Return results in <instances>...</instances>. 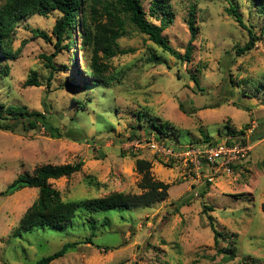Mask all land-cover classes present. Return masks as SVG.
<instances>
[{
	"label": "rangeland",
	"instance_id": "1",
	"mask_svg": "<svg viewBox=\"0 0 264 264\" xmlns=\"http://www.w3.org/2000/svg\"><path fill=\"white\" fill-rule=\"evenodd\" d=\"M229 3L238 7L246 26L264 28L251 0H171L172 22L163 35L181 55L190 38L189 6H194L197 33L189 60L162 52L130 29L118 40L119 48L129 52L106 60L107 72L117 79L85 91L68 82L90 79L82 66L89 54L79 37L74 48L55 52L51 29L60 14L29 15L20 22L12 42L15 57L0 62V104L42 111L54 117L63 133L76 128L84 136L51 138L43 128L0 129V264H34L72 241L79 244L49 264H264V137L248 141L245 157L234 161L229 172L224 167L215 172L204 163L195 168L189 157L168 153L203 148L209 145L205 136L215 145L225 137L240 141L253 129L256 135L264 133V35L254 49L237 55L248 33L226 13ZM151 54L158 60L149 61ZM33 75L39 85H26ZM160 124L162 134L156 130ZM136 159L150 161L152 177L169 185L164 200L94 216V233L80 215L68 228L13 236L37 197L36 188L2 193L19 174L80 160L79 172L49 181L63 200L140 194ZM214 230L220 233L217 243ZM226 246L235 249L234 258L224 260L217 253Z\"/></svg>",
	"mask_w": 264,
	"mask_h": 264
},
{
	"label": "trees",
	"instance_id": "2",
	"mask_svg": "<svg viewBox=\"0 0 264 264\" xmlns=\"http://www.w3.org/2000/svg\"><path fill=\"white\" fill-rule=\"evenodd\" d=\"M148 1L149 3L145 5L143 0H0V62L15 57L16 50L13 51L12 42L21 21L25 20L29 15L46 17L55 11L60 14L56 17L51 29V34L55 38V52L57 53L60 49L68 51L74 48L77 41L76 37H79L80 46H84L81 48H84V51L89 54V58L83 57L82 66L85 73L90 75V79L85 80V78H82L81 84H78L70 78L68 80L70 86L79 87L85 91L100 83L109 85L113 79H117L116 76L107 72L109 67L106 60L117 54L129 52L119 48L118 40L130 29H135L146 35L147 39L157 45L162 52L188 61L192 53L191 42L197 33L194 21V6H189L187 26L190 38L184 55H181L169 44L167 38L163 35L164 30L172 22L171 0ZM251 3L255 5L259 16L264 18V0H251ZM225 11L248 33L247 41L242 46L236 47L235 53L240 55L254 49L257 45L256 43L263 39L264 28L255 31L254 25H251V27L246 26L238 11V7L232 3H229ZM78 17H80L79 21ZM32 31L44 38L49 37L46 32L40 29H32ZM74 58L75 55L72 53L71 61L75 62L72 66L76 67ZM157 60V55L151 54L149 56V61ZM50 65L52 69L55 68L52 64ZM60 66L62 69L69 68V64H60ZM4 72H8V69L5 68ZM190 78L196 88L198 87L199 90H202V88H199L198 80L194 76ZM25 84L39 85L34 75L29 77ZM244 96L249 98L246 95ZM75 101L81 106L84 104L79 98H76ZM3 113H5L4 116ZM38 128H43L51 138H71L72 135L84 136L83 131L76 128H70L63 133L55 124L54 117L42 111L29 110L25 105L9 104L5 106L0 104L1 130L27 132ZM156 130L162 134L164 133V126L160 124L156 126ZM253 130L248 137L241 138L240 142H253L264 137V133L256 135ZM205 139L203 141L205 143H214L208 140L206 136ZM224 139L227 143L232 140L239 141L230 137H225ZM135 164L137 171L141 174L139 187L143 192L140 194L111 192L104 196L83 200H63L60 192L52 187L49 182L52 179L56 180L61 177L69 178L79 172L83 165L80 160L62 165L46 164L35 168L31 175L19 174L6 186L2 193L10 195L26 187L36 188L37 197L22 214L16 229L13 231V236H22L24 232H32L45 227L54 229L68 228L80 219V215H83V219L87 221L90 230L94 233V216L99 214L109 215L115 211L128 212L141 207H149L155 202L164 200L167 196L169 185L152 177L150 172L151 162L145 159H136ZM230 167L233 168L234 166L230 165ZM204 193L205 191H201V196ZM180 205L182 203L178 204L176 209ZM204 208L212 210L207 205H204ZM261 210L264 213V200L261 203ZM104 222H108V219L105 218ZM219 234V232L214 230L215 242ZM86 240L90 242L91 237ZM77 244L79 242H65L59 249L51 254L42 256L34 264H49L65 255ZM217 253L223 254L224 260L232 259L236 255L235 249L227 246L219 249Z\"/></svg>",
	"mask_w": 264,
	"mask_h": 264
},
{
	"label": "built area",
	"instance_id": "3",
	"mask_svg": "<svg viewBox=\"0 0 264 264\" xmlns=\"http://www.w3.org/2000/svg\"><path fill=\"white\" fill-rule=\"evenodd\" d=\"M248 143L240 141H230L227 143L225 140L216 143L215 145H205L201 147L188 146L179 151H168L171 156H184L189 157L194 167H199L201 164H206L208 167L214 168L217 172L220 167L229 172L230 165L245 157L249 147ZM165 152V149H162Z\"/></svg>",
	"mask_w": 264,
	"mask_h": 264
}]
</instances>
